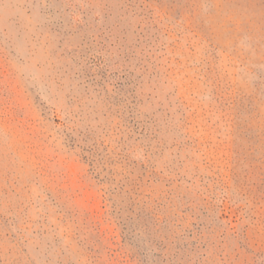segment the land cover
I'll return each instance as SVG.
<instances>
[{
  "label": "rangeland",
  "instance_id": "obj_1",
  "mask_svg": "<svg viewBox=\"0 0 264 264\" xmlns=\"http://www.w3.org/2000/svg\"><path fill=\"white\" fill-rule=\"evenodd\" d=\"M0 264H264V0H0Z\"/></svg>",
  "mask_w": 264,
  "mask_h": 264
}]
</instances>
